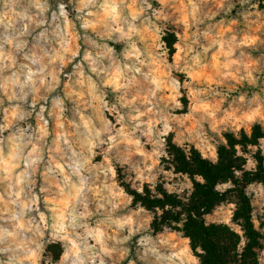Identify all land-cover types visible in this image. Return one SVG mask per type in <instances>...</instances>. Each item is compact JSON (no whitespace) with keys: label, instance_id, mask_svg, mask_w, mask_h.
I'll use <instances>...</instances> for the list:
<instances>
[{"label":"clouds","instance_id":"clouds-1","mask_svg":"<svg viewBox=\"0 0 264 264\" xmlns=\"http://www.w3.org/2000/svg\"><path fill=\"white\" fill-rule=\"evenodd\" d=\"M0 264H264V0H0Z\"/></svg>","mask_w":264,"mask_h":264}]
</instances>
